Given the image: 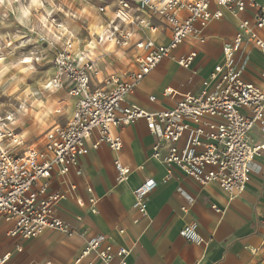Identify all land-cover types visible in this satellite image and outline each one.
Wrapping results in <instances>:
<instances>
[{
	"label": "crops",
	"instance_id": "obj_1",
	"mask_svg": "<svg viewBox=\"0 0 264 264\" xmlns=\"http://www.w3.org/2000/svg\"><path fill=\"white\" fill-rule=\"evenodd\" d=\"M215 6L213 3L212 8ZM252 11L248 7L240 17L224 11L221 18L207 24L204 41L186 38L137 84L126 102L155 111L174 106L184 93L211 91L217 79H212L210 73L224 62L223 46L241 30L240 18H251ZM147 13L144 11L143 16ZM151 23L163 33L158 43H166L170 38L166 24L155 16ZM241 32L237 66L245 80L260 83L264 50L248 39L247 31ZM257 32L264 41V25ZM191 51L196 56L190 65L180 66L177 58ZM168 88L173 93H167ZM151 96L154 101L149 99ZM111 132L121 137L120 151L105 143L94 147L97 132L92 131L77 164L65 175L56 169L51 173L48 192L61 194L53 213L67 223L69 232L44 229L37 237L7 236L5 250L0 251V256L10 253L5 264H73L86 241L99 233L114 245L128 249L127 264H264V150L254 154L244 190L231 193L214 181L201 184L161 158L152 157L158 139L144 120L123 128L112 126ZM248 140L252 145L264 143L259 125L250 130ZM162 144L164 153L166 143ZM115 160L129 167L122 180L117 179ZM147 178L155 179L157 186L145 198V212L141 213L135 206L133 189ZM91 197L96 200L93 205ZM191 223L202 238L199 243L179 233ZM7 227L0 219V232ZM88 262L106 264L94 254L78 264Z\"/></svg>",
	"mask_w": 264,
	"mask_h": 264
},
{
	"label": "built area",
	"instance_id": "obj_2",
	"mask_svg": "<svg viewBox=\"0 0 264 264\" xmlns=\"http://www.w3.org/2000/svg\"><path fill=\"white\" fill-rule=\"evenodd\" d=\"M100 1L109 3V0ZM117 1L116 11L123 10L134 18L142 19L143 12L149 11L141 0ZM183 3L187 8L183 10L179 24H170L168 18L157 17L168 27L170 38L166 43H157L151 50V56L142 66L143 71H138L126 81H119L118 90L98 101L90 113L87 108L81 112L75 125L68 121L61 125V133L53 140L44 139L42 148H39L43 159L35 168L23 169L17 173V179L0 181V219L8 224L7 236L37 237L44 229L69 232L67 223L53 213L54 205L61 197L58 192H48L53 169L61 175L68 173L77 164L84 142L92 131L97 132L94 147L105 143L110 149L120 151L121 137L113 134L111 127L123 128L140 119L158 139L152 147V157L161 158L166 165L178 168L201 184L214 181L231 193L244 190L253 156L264 150V143L252 145L248 140L254 125H259L264 132V74L260 83L245 80L237 66V54L243 41L241 30L247 31L248 39L264 50V41L257 32L264 25V1L225 0L220 4L218 0H183ZM213 3L216 5L214 8ZM248 7L253 8L251 18H240L241 30L222 48L223 64L215 65L210 73L212 79H217L211 91L184 93L174 106L155 111L126 102V96L137 84L186 38L197 37L202 42L203 30L211 20L221 18L224 11L240 17ZM152 27L157 28L155 24ZM195 56L196 52L191 51L179 56L177 63L188 67ZM166 92L173 93L170 88ZM149 99L154 101L155 97ZM242 109L247 112H242ZM105 117L110 121L108 125H105ZM162 142L166 143L164 153ZM14 158L21 157L15 155ZM114 163L117 179L122 180L129 173V167L118 160ZM156 186L155 179L147 178L133 189L135 206L141 213L145 212V198ZM87 190L90 192L91 187ZM95 201L93 197L89 199L91 205ZM212 207L219 211L215 205ZM92 211L97 213V209ZM179 233L189 241H202L193 223L182 227ZM90 254L106 264H127L128 249L114 245L103 233L86 241L73 264H78ZM9 257V252L1 255L0 264H5Z\"/></svg>",
	"mask_w": 264,
	"mask_h": 264
},
{
	"label": "clouds",
	"instance_id": "obj_3",
	"mask_svg": "<svg viewBox=\"0 0 264 264\" xmlns=\"http://www.w3.org/2000/svg\"><path fill=\"white\" fill-rule=\"evenodd\" d=\"M141 2L149 10L142 19L94 0H0V181L35 168L44 139L144 70L160 39L153 16L179 24L187 8L183 0Z\"/></svg>",
	"mask_w": 264,
	"mask_h": 264
},
{
	"label": "rangeland",
	"instance_id": "obj_4",
	"mask_svg": "<svg viewBox=\"0 0 264 264\" xmlns=\"http://www.w3.org/2000/svg\"><path fill=\"white\" fill-rule=\"evenodd\" d=\"M94 2L98 3L100 6L113 5V11L114 12L116 11V8L118 7V1L117 0H114V1L109 0V3L108 4H103V3H101L100 0H94ZM160 35H163V33L161 32ZM31 47L32 46L29 45L28 46V49H30ZM28 49H24L22 51H27ZM50 66L51 65H45V68L50 67ZM43 144H44V140H43L42 143H40L39 148H42ZM6 238H7L6 231H1L0 232V251L5 250V240H6Z\"/></svg>",
	"mask_w": 264,
	"mask_h": 264
}]
</instances>
